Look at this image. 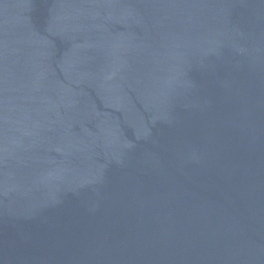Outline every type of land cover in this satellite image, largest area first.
Instances as JSON below:
<instances>
[{
	"label": "water",
	"instance_id": "obj_1",
	"mask_svg": "<svg viewBox=\"0 0 264 264\" xmlns=\"http://www.w3.org/2000/svg\"><path fill=\"white\" fill-rule=\"evenodd\" d=\"M0 264H264V0H0Z\"/></svg>",
	"mask_w": 264,
	"mask_h": 264
}]
</instances>
